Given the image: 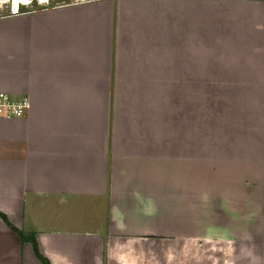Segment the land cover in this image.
Wrapping results in <instances>:
<instances>
[{
  "label": "crops",
  "instance_id": "1",
  "mask_svg": "<svg viewBox=\"0 0 264 264\" xmlns=\"http://www.w3.org/2000/svg\"><path fill=\"white\" fill-rule=\"evenodd\" d=\"M54 1L0 17V264H264V0Z\"/></svg>",
  "mask_w": 264,
  "mask_h": 264
},
{
  "label": "built area",
  "instance_id": "2",
  "mask_svg": "<svg viewBox=\"0 0 264 264\" xmlns=\"http://www.w3.org/2000/svg\"><path fill=\"white\" fill-rule=\"evenodd\" d=\"M54 0H0V17L17 15L22 12L47 9L55 6ZM29 109V101L25 96L12 97L0 91V117H21Z\"/></svg>",
  "mask_w": 264,
  "mask_h": 264
},
{
  "label": "trees",
  "instance_id": "3",
  "mask_svg": "<svg viewBox=\"0 0 264 264\" xmlns=\"http://www.w3.org/2000/svg\"><path fill=\"white\" fill-rule=\"evenodd\" d=\"M2 216V215H0ZM3 217V216H2ZM4 218V217H3ZM13 229V228H12ZM15 231V229H13ZM17 232V231H16ZM18 236L20 237V241L21 242H25L28 241L31 243L32 249H33V253L35 255V257L37 258V260L41 263V264H50L49 261L43 257L37 250V246H36V242L34 239V236L31 234L29 236L25 235L22 232H17Z\"/></svg>",
  "mask_w": 264,
  "mask_h": 264
}]
</instances>
